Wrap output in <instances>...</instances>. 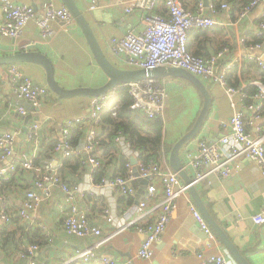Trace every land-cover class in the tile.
I'll return each instance as SVG.
<instances>
[{"label":"crops","instance_id":"0c3cea01","mask_svg":"<svg viewBox=\"0 0 264 264\" xmlns=\"http://www.w3.org/2000/svg\"><path fill=\"white\" fill-rule=\"evenodd\" d=\"M14 1L31 4L36 10L37 18L31 20L25 26L22 35L17 38L5 36L0 31V56L20 51H40L52 60L55 77L66 89L100 87L108 81V76L97 64L86 36L76 20L71 26H66L62 20H53L50 23L53 33L42 34L37 19L44 15L46 3L53 2L57 7L66 6L62 0ZM77 2L108 58L121 68H132L118 61L111 53L109 40L114 36L122 37L129 31H141L144 27L142 23L144 11L135 9L134 12L128 13L123 5L113 0H77ZM181 2L183 5L186 4V7L195 9L197 1L181 0ZM94 4L96 7L92 8ZM156 10L161 13L166 12L163 5H159ZM263 13L264 2L248 17L240 20L239 14L236 18L229 12L219 14L217 18L220 25L213 27L214 29L206 37L198 38L190 34L189 42L192 47L200 43L204 53H213L222 45L231 42L232 39L233 49L227 57L228 60H231L238 48L237 35L248 37V33L255 32ZM2 21L3 13L0 2V27ZM222 23L230 25L229 33ZM16 64L35 83L46 87L47 95L44 97L41 107L35 109L28 100L12 94L7 83L8 73L7 77L4 76V71L7 72L8 67L12 64L5 65L4 68L0 67V134L6 132L15 134L14 154L6 160L0 161L2 171L0 173V210L1 206L5 204L7 209L12 212V220L8 223L0 217V236L1 229L5 226H9L10 230L18 227L24 228V232L18 231L15 235V244L7 246V250L2 248L0 241V252L2 253L0 254V264H29V260L22 255L24 246L29 243L40 244V248L34 256L37 264H102L99 259L84 262L77 256L78 250L94 243H102L99 249L101 259L112 257L120 264H150L148 260L136 256L137 250L146 236V233L137 229L144 227L150 216L159 212L160 203L164 198L161 186L157 196L148 202L147 217L136 221L137 207L141 199L144 198L148 180L137 178L134 181V186L138 191L136 196L124 195L119 192L118 187L105 182L113 180L118 175H128L126 162L134 157L135 150L133 153L123 152L121 147L116 144V137L120 132L122 133L119 130L113 141L117 150H108L102 144L97 149V154L102 162L100 167L93 168L87 162V156H67L80 158L84 166L81 165V169L72 171L70 175L63 174L68 183L63 178L61 171L67 157H64L62 152L56 151V145L64 138L62 132L64 123L71 118L87 114L93 97L80 95L61 100L57 93L49 88L43 67L28 62ZM260 68L264 72V68ZM161 79L166 82L168 87L167 103L162 117L164 122L162 152L165 156L164 160L170 165L171 151L176 142L193 127L203 106V96L196 87L184 79L171 76ZM202 80L212 93L213 104L201 133L181 150L184 167L193 179L196 176V169L192 166V158L197 155L199 140L206 138L211 143L218 142L223 135L220 122L231 118L237 110H242L246 117L251 116L252 113L245 109L246 102L250 101L251 96L258 90L257 86L250 85L256 88L254 92L247 91V87L245 91L230 96L223 86ZM256 80L264 82V77L254 71L244 77L241 71L240 76L237 75V72L231 73L229 83L240 88L241 82ZM113 91L111 90L105 95L116 94ZM18 106H24L28 113H20L17 109ZM110 115L108 109L103 111L99 136L106 133L105 125ZM33 122L42 125L37 141H31L27 136V126ZM260 124H264V115L263 120L256 121L255 124L248 127V130L253 134L255 126ZM76 125L71 129L73 130ZM82 125L84 127L80 145L74 147L70 144L74 149L83 146L90 128L88 124L83 123ZM71 129L68 141L73 133ZM139 130L147 132L145 129L139 128ZM53 141L55 148L52 151V156H43V144H51ZM171 146V151L167 152V148ZM35 150H37L34 158L35 168L26 169L22 165L23 158L20 154L21 152L33 154ZM158 153L160 157V150ZM37 159L40 161L38 162ZM152 159L158 160L159 158ZM49 165L58 168L61 181L72 190L67 192L59 187H52L50 197L37 210V223L30 225V220L19 216L17 211L26 199V191L29 189L38 190L35 181L40 175L39 168ZM12 175L18 177L17 183L4 189L3 181L9 180ZM182 182L185 184L183 180ZM195 185L212 215L224 227L250 263L264 264V223L257 224L253 220V216L264 206V176L259 165L249 158L242 157L236 163L235 170L230 176L219 177L209 174L196 182ZM191 204L198 208L190 191L179 197L177 210L172 214L165 233L155 243L152 259L154 264H200L198 253L204 247L207 237L192 214ZM72 207H77L81 212H85L88 215L89 224L101 228L102 235L82 238L68 234L63 227V222ZM110 217L116 223L108 222ZM120 224L125 225L119 227ZM36 231H40V233L35 234ZM222 245L227 252L229 264H239L226 246L223 243Z\"/></svg>","mask_w":264,"mask_h":264},{"label":"built area","instance_id":"2783aa9c","mask_svg":"<svg viewBox=\"0 0 264 264\" xmlns=\"http://www.w3.org/2000/svg\"><path fill=\"white\" fill-rule=\"evenodd\" d=\"M124 6L128 13L135 9L144 11L141 31H129L122 37H112L109 40L111 53L121 63L132 68L154 69L157 67H178L184 68L198 77L223 86L230 96L245 91L250 85H255L258 90L246 102L245 109L252 114L246 117L242 110H237L234 115L220 122L223 135L216 143H211L206 138L198 142L197 155L192 158V166L196 169L195 183L209 174L219 177H228L235 170L236 163L242 157L249 158L259 167L264 176V124L255 126L252 134L248 127L255 124L264 115V82L260 80L252 82H241L242 86L236 88L229 83L230 74L238 68L237 75L240 76L245 61H255L264 68V41L250 42L244 35H237V50L234 57L228 60L227 57L233 49V40L227 45L217 49L207 57L196 56L191 53L188 47L189 32L193 28L209 29L220 25L218 15L229 12L231 6L223 3L216 8L214 0H197L195 9L185 7L181 0H113ZM3 13V21L0 31L3 35L17 38L22 35L25 26L35 20L36 10L31 4L17 3L14 0H0ZM264 0H252L239 13V20L248 17ZM163 5L165 13L157 12V7ZM96 4L92 5L95 8ZM264 13L257 23L254 35L264 38ZM62 20L66 26H71L75 21L67 6L57 7L53 2L46 3L44 15L37 19V23L43 35L53 33L51 22ZM226 31L230 32V25L222 23ZM7 83L13 95L26 99L32 103L35 109H39L47 95V88L35 83L26 76L17 64H12L7 70ZM129 87L133 101L132 110L142 111L145 117H163L168 97V87L161 78H147L138 82L126 84ZM116 94L93 97L87 114L71 118L62 126L64 138L56 145V151L62 152L64 157L75 155L78 157L87 156V162L93 168L100 167L102 162L97 154L100 147L99 127L102 123V113L105 109L116 118H119V101L115 99ZM18 111L27 114L24 106H18ZM129 119V118H128ZM85 123L90 126L85 142L82 147L74 149L71 147L68 136L70 129L75 124ZM42 125L33 122L27 126V136L31 141H37ZM14 133L0 134V161L6 160L14 154ZM116 144L123 152L133 153L137 162L134 164L131 159L126 162L128 175H118L113 180H107L118 187L119 192L124 195L136 196L138 191L134 186L137 178L148 180V186L144 198L137 207L135 220L147 217L148 202L157 196L161 186L164 198L160 203L159 212L151 215L144 227L139 230L146 233L145 239L137 250L136 256L148 260L150 264L154 256L155 243L163 236L170 222L172 214L178 208L179 197L186 194L188 189L183 184L179 173L173 170L164 160L165 156L160 151L158 160H144L140 152L136 150L131 142L120 132L115 139ZM33 154L21 152L22 165L26 169L35 168ZM40 175L35 181L36 189L26 191V199L17 213L24 219L30 220V225L37 223V210L40 205L51 195L52 187H59L67 192L70 189L65 185L58 174V168L51 165L39 168ZM0 169V173H1ZM93 180V178H91ZM193 203V202H192ZM195 219L203 229L207 240L204 247L199 251L200 264H229L227 252L217 234L207 222L201 211L194 205H190ZM0 217L4 222L12 220V212L3 204L0 210ZM257 224L264 223V206L253 216ZM108 222L116 223L113 218ZM125 224L118 225L119 227ZM63 227L68 234L79 237L102 235V229L89 224L88 215L81 212L77 207H72L63 222ZM103 242V240H101ZM102 243H94L78 250L77 256L84 262L99 259L102 264H120L112 257H99V249ZM40 248L38 244L26 246L22 252L23 257L29 260V264H37L34 256Z\"/></svg>","mask_w":264,"mask_h":264},{"label":"water","instance_id":"95a60500","mask_svg":"<svg viewBox=\"0 0 264 264\" xmlns=\"http://www.w3.org/2000/svg\"><path fill=\"white\" fill-rule=\"evenodd\" d=\"M62 1L70 10L77 24L84 32L94 58L102 71L108 76V81L100 87H79L75 89H66L57 81L55 77V67L52 60L40 51H20L8 55H1L0 67L4 68L5 65L23 62L35 63L40 65L41 67H43L46 73V80L49 88L57 93V95L59 96L58 98L61 100L64 98H70L80 95H86L90 97L103 96L111 90H114L116 87L132 82L145 80L147 78L159 79L166 76H171L175 78H181L190 82L202 94L203 106L193 127L174 145L169 158L170 165L173 170L179 173V176L184 181L188 191H190L199 210L201 211L207 222L210 224V226L214 229L215 233L222 241V243L226 246L231 255L239 262V264H251L248 258L242 253V251L228 235L224 227L216 220V218L208 209L206 203L204 202L200 192L195 185L194 179L185 169L181 157V150L183 149V147L201 133L206 117L211 110L213 98L208 86L200 77L184 68L162 66L154 69H125L117 66L108 58V56L104 52L90 22L86 18L84 12L80 9L77 0ZM4 76L7 77L6 71H4ZM132 162L136 164L137 159L135 157H132ZM0 254L2 253L0 252Z\"/></svg>","mask_w":264,"mask_h":264},{"label":"trees","instance_id":"16d2710c","mask_svg":"<svg viewBox=\"0 0 264 264\" xmlns=\"http://www.w3.org/2000/svg\"><path fill=\"white\" fill-rule=\"evenodd\" d=\"M251 1L252 0H214V4L216 8H219L223 3H228L231 6V9L229 10V14H232L233 17L236 18V16ZM184 6L186 7L187 5L185 4ZM212 29L214 28H209V29L193 28L190 30L189 35L191 34V36L194 35L198 38L206 37ZM248 37L250 42L264 41V38L254 35V32L248 33ZM224 45H222V47ZM188 47L191 53L196 56L207 57L210 54H212V53H204V51L201 50L200 43L196 44L195 47H192V45L189 42V37H188ZM237 70L238 68H235L232 71V74H235ZM262 70L263 69H261L255 61H250V60L245 61L241 69L244 77H246L251 71L257 72V74L262 75L264 77V72ZM255 90L256 88L254 86H249L247 88V91H249L250 93L254 92ZM113 92L116 93L115 99L119 101V109H118L119 118L114 117L112 114H111L112 116L110 115V117H108L107 120L108 122H106L105 125L106 133L105 134L102 133V135L99 136L100 145L102 144L103 146H106L108 150L111 149L117 150V146L115 142L113 143V141L116 136V132L119 130L122 131L125 137L131 142L132 146L140 152L142 159L146 161L152 158L158 159L159 158L158 150L162 151L163 148L162 147L163 128H164L163 119L158 116L153 118L145 117L142 111L132 110L131 104L133 98L129 93V87L127 85L116 87V89H114ZM83 127L84 125L80 123L77 124L73 130L71 129L73 133L71 135L69 143L72 146L77 147L80 145L79 143L82 138ZM139 128L145 129L147 130V132H142L139 130ZM103 134H104V139H103ZM54 148H55L54 141L51 144L48 143L43 144L42 155L46 157H51ZM171 149L172 146L170 148H167V152L171 151ZM37 161L39 162L40 159H37ZM63 163L64 165L61 168L62 176L63 174L70 175L72 171L81 169L82 160L80 158L67 157ZM16 175H12V177H10L9 180L3 181L2 186L4 189L7 186H13L17 183L18 177ZM63 178H65V176H63ZM8 227L9 226H5L1 229L0 241L2 248L4 250H7V246L11 245L12 243L15 244L14 243L15 235H17L18 231L24 232V228L18 227L16 229L10 230ZM39 233L40 231H36L35 234H39ZM30 244L40 245L39 243H29L24 246L23 251H25L26 246Z\"/></svg>","mask_w":264,"mask_h":264}]
</instances>
